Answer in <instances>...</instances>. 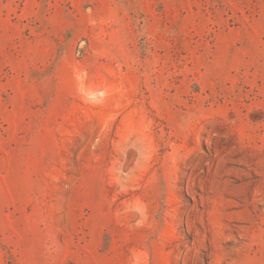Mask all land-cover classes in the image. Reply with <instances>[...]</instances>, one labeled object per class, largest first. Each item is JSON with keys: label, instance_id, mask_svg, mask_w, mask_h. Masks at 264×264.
<instances>
[{"label": "rangeland", "instance_id": "374dc122", "mask_svg": "<svg viewBox=\"0 0 264 264\" xmlns=\"http://www.w3.org/2000/svg\"><path fill=\"white\" fill-rule=\"evenodd\" d=\"M0 264H264V0H0Z\"/></svg>", "mask_w": 264, "mask_h": 264}]
</instances>
